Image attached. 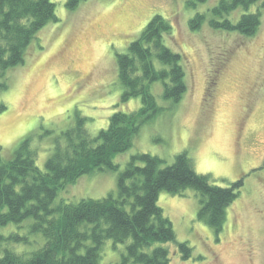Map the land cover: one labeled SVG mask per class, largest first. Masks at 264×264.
<instances>
[{
    "label": "rangeland",
    "instance_id": "374dc122",
    "mask_svg": "<svg viewBox=\"0 0 264 264\" xmlns=\"http://www.w3.org/2000/svg\"><path fill=\"white\" fill-rule=\"evenodd\" d=\"M51 1L59 22L37 34L25 65L8 72L9 89L0 92V106L6 107L0 112L4 161L30 138L37 166L45 171L58 139L76 126L77 116L87 118L86 130L95 137L109 127L114 113L140 110V98L121 101L117 54L161 15L173 26L167 43L183 56L187 93L173 105L163 98L162 84H154L162 112L144 125L127 152L114 158L118 172L84 176L61 191L55 205L117 195L119 174L135 155L157 156L171 165L187 152L195 171L211 184H243L218 234L198 218V192L161 193L158 204L177 242L193 251L183 260L178 245L167 244L171 264H264V0L232 15L237 22L245 13L261 14V26L251 38L211 27L219 0L195 8L190 0H85L75 11L67 9L68 0ZM198 13L207 20L193 30L190 22ZM23 231L29 251L44 246L41 236ZM129 244L105 242L100 264H119Z\"/></svg>",
    "mask_w": 264,
    "mask_h": 264
},
{
    "label": "trees",
    "instance_id": "16d2710c",
    "mask_svg": "<svg viewBox=\"0 0 264 264\" xmlns=\"http://www.w3.org/2000/svg\"><path fill=\"white\" fill-rule=\"evenodd\" d=\"M83 1L68 0L67 9L75 11ZM260 1L219 0L209 24L214 30L251 38L261 26V14L245 13L237 22L232 15L240 9L249 11ZM207 2L190 0L188 5L195 8ZM206 20V14L198 13L190 27L198 30ZM58 22L51 0H0V92L9 89L8 72L25 65L37 34ZM172 32L169 20L156 15L127 51L117 54L121 101L140 98V110L114 113L109 127L95 137L86 130L87 118L77 116L76 126L58 139L45 171L37 166L30 138L10 161H4L0 146V264H100L107 241L130 242L119 264H171L169 243H176L183 260H189L192 248L177 242L173 224L158 204L163 192L181 196L195 190L201 197L198 218L217 234L223 229L227 209L238 198L243 182L229 188L211 184L195 171L187 152L171 165L157 156L135 155L119 174L117 195L55 205L59 193L84 176L118 172L114 158L127 152L144 125L162 112L152 93L154 84H162L163 98L173 105L184 98V59L167 43ZM5 109L0 106V112ZM24 229L28 235L41 236L44 246L29 251V238L21 234Z\"/></svg>",
    "mask_w": 264,
    "mask_h": 264
}]
</instances>
